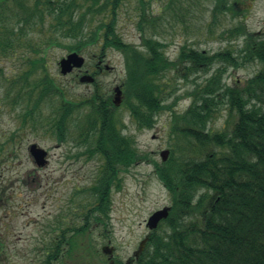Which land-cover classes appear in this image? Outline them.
<instances>
[{"label":"trees","instance_id":"obj_1","mask_svg":"<svg viewBox=\"0 0 264 264\" xmlns=\"http://www.w3.org/2000/svg\"><path fill=\"white\" fill-rule=\"evenodd\" d=\"M123 1L0 0V61L20 62L10 75L0 65L3 99L34 129L44 128L60 143L73 141L80 151L68 157L100 161L94 183L77 191L76 210L36 242L42 263L124 264L104 261L97 249L87 250L85 241L92 223L107 225L111 192L120 189L123 176L147 159L125 133L124 118L109 94L95 88L73 101L47 72L46 49L68 40V52L81 54L99 43L102 51L114 48L122 54L121 106L138 129H151L162 112L171 113L176 150L165 162H152L170 195V212L134 264H264V30L250 33L240 26L228 31L241 37L236 49L209 53L184 44L170 59L156 31L161 17L146 10V0H138L139 45L122 40L116 21ZM228 4L211 0L212 22L234 7ZM254 63L259 70L243 84L224 80L229 67ZM177 79L186 87L180 96H175L182 86ZM184 97L190 104L175 112ZM222 111L229 125L211 130L210 122ZM6 140L0 141V155ZM5 238L0 225V256Z\"/></svg>","mask_w":264,"mask_h":264},{"label":"rangeland","instance_id":"obj_2","mask_svg":"<svg viewBox=\"0 0 264 264\" xmlns=\"http://www.w3.org/2000/svg\"><path fill=\"white\" fill-rule=\"evenodd\" d=\"M146 1L149 2L146 10L161 17L156 31L159 39L167 44L166 54L170 59L176 57L178 49L184 44L209 53L226 48L236 49L242 43L241 37L228 31L240 26L250 33L264 30V0H229L228 5L234 7L219 15L216 22H212L210 14L211 0ZM139 7L138 0H124L116 21L122 40L134 45L140 43L135 25ZM96 23L90 25L94 27ZM100 45L94 43L84 48L81 55L85 62L81 70L90 69L99 56H102V68L107 65L110 69H103L96 76L95 83L88 86L79 82L81 72L77 70L66 76L59 73L57 63L68 53V40H60V44L48 47L44 53L47 72L56 84L65 88L73 101L90 94L95 88L110 95L112 88L124 78L122 54L114 48L102 51ZM19 64L14 59L1 58L0 61L5 75L14 74ZM259 68L255 63L236 69L229 67L224 80L231 85H241ZM169 83L172 86L171 81ZM183 83L177 79L176 85L182 86L175 96L186 91ZM189 104L190 100L184 97L177 102L174 111L182 113ZM118 111L127 126L125 133L134 137L139 152L147 154V159L133 165L123 176L120 189L111 192L107 225L102 227L92 223L85 242L89 245L87 250L101 252V247L110 241L115 248L114 258L125 263L137 249L139 241L149 233L146 228L148 217L154 211L170 206V195L156 177L152 162H161V150H176L177 139L170 134V112H162L151 129H138L124 107L120 105ZM79 116L78 120L81 119ZM228 125L227 114L222 111L209 126L217 131ZM5 140L0 155V225L6 237V249L0 256V264H43L36 242L44 240L51 225L61 220L68 211L76 210L77 203L81 201L77 191L94 183L100 166L99 157L72 160L74 156L70 158L67 155L80 149L72 146L71 142H58L44 128L34 129L31 120H24L17 109L7 104L0 89V141ZM32 143L48 151V163L43 168H37L27 152ZM105 257L103 255L104 261Z\"/></svg>","mask_w":264,"mask_h":264},{"label":"water","instance_id":"obj_3","mask_svg":"<svg viewBox=\"0 0 264 264\" xmlns=\"http://www.w3.org/2000/svg\"><path fill=\"white\" fill-rule=\"evenodd\" d=\"M84 63V58L80 56L76 52L68 53L65 57L61 58L58 61V68L61 75H66L72 72L73 69H80ZM81 83H91L93 82V78L87 74L81 76L79 78ZM121 102V90L119 87L114 88V97L113 103L114 105H119ZM28 153L32 157L33 162L38 167H43L47 163V151L37 144H31L28 147ZM160 158L162 161H166L169 155L168 150H162L160 152ZM169 213V207H164L160 210L153 212L149 218L147 219L146 226L149 230H154L158 226L159 222L166 219ZM148 240V236L145 237L142 241H140L134 256L137 257L144 249V246ZM114 248L108 245H105L101 248L103 254L108 255V257L112 256ZM128 264V263H127Z\"/></svg>","mask_w":264,"mask_h":264},{"label":"flooded vegetation","instance_id":"obj_4","mask_svg":"<svg viewBox=\"0 0 264 264\" xmlns=\"http://www.w3.org/2000/svg\"><path fill=\"white\" fill-rule=\"evenodd\" d=\"M102 62L103 60L96 59V62L93 64V68L84 70V72H95L96 74L101 73L104 69V67L102 68V65H103Z\"/></svg>","mask_w":264,"mask_h":264}]
</instances>
